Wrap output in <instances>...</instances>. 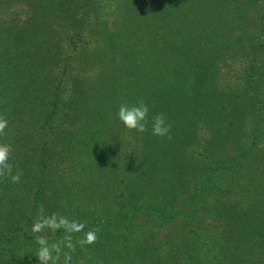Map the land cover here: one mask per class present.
Listing matches in <instances>:
<instances>
[{"label": "rangeland", "instance_id": "rangeland-1", "mask_svg": "<svg viewBox=\"0 0 264 264\" xmlns=\"http://www.w3.org/2000/svg\"><path fill=\"white\" fill-rule=\"evenodd\" d=\"M40 1L0 0V72L9 66L8 62L21 63L27 57L22 73L25 78L22 82H26L27 79L29 92L27 95H21L23 102H27V96H33V98L29 97L30 102H27L33 107L32 115H30L33 126L29 129L17 127L16 136L19 138L22 136L25 142L23 143L32 149L30 155H32L33 177L29 176L28 182L33 183L37 177L35 174L39 157L35 158V156L39 154V145L35 146V144L38 143L42 133L47 144L48 156L45 166L50 173L43 189L45 193L42 197L43 202L41 201L36 208L32 209V219L26 228L28 233L32 232V224L41 208L44 215H51L42 205L47 206L49 202L51 204L60 201L61 199L59 200L56 196L57 191L61 193L59 196L61 198L68 195L71 190L79 193L77 198L82 196L87 207L86 212L89 213L100 206L114 209L120 198L119 192L122 186L129 183L135 174L136 167L142 164L140 169L145 179L143 192L147 190L151 194V189L154 187V194L158 195L159 188V195H164L165 192L171 193L170 195H174L176 201H181L193 191V183L203 182L202 179L207 177L215 163H230L242 148L251 146L250 122L243 121L237 124L238 119L232 113L230 114L228 98L224 95L231 91H236L240 95L247 68L256 55V47L261 48L258 54L264 69V0H188L194 7H211L216 8L217 11L215 14L211 12L204 15L202 19L198 15L195 16L196 20L190 24L191 31L195 33L181 38L180 46L175 45L176 53L172 56V64L175 58L178 61L182 58L186 61L193 57L202 58L201 56L205 55V46L212 48L213 45L209 33L217 34L218 38H215L214 43L218 45L215 47L214 44L213 50H217L215 53H218L216 60L218 62L215 65L216 75L212 84L216 96L208 95L206 105H201L197 101L199 98L196 95L199 94L196 90H194L196 95H191L189 104L186 94L175 92V98L169 97V100H163L161 95L156 97L157 86V89L162 87L163 92L165 90L164 83L159 79L161 75L164 76V72L159 67L156 70L159 76L158 83H155L153 90H147L145 100L149 101L146 104L150 110V118L161 113L171 125V140L152 135L151 122H149L148 131L141 136L134 130L126 129L117 119V112L119 106L122 103L126 104L127 101H120L121 104L117 106L112 98H115V94H112V90L110 94L107 91L108 85L112 86V79L110 70L105 66L110 61L118 63L120 56L114 48L115 40H112L110 47L105 35L116 26L114 22L118 5L124 0H63L65 2L63 5L52 0L50 4L52 11L40 17L38 25L35 15L36 5ZM241 15L249 19L244 21L247 26V36L242 38V46H238L237 38L240 32H237L233 22ZM205 19L208 22L203 23ZM36 26L46 27L43 44L33 42L36 38ZM204 27L208 28L209 33L204 30ZM23 30L25 33H22ZM20 31L21 33H18ZM26 35H29L30 39ZM100 39H103L102 42ZM225 42L229 45L226 49L223 48ZM256 63L257 61L254 65ZM173 66L175 67L176 64ZM257 67L259 69L258 65ZM175 69L177 72L181 70V68ZM103 88L105 92L98 94ZM161 92L158 90V93ZM99 96L105 101L100 100ZM53 97L57 101L56 114L52 121L49 120L41 128L47 109H51L49 104ZM240 97V101H253V104L256 102L249 90L244 97L242 94ZM262 98L261 113L264 114V95ZM113 104H115L113 114L105 116L104 120L103 117L100 119L101 109L106 105L111 107ZM191 105L196 109L195 113L199 112L197 117L190 112ZM116 121L118 123L115 125ZM262 124L264 125V121ZM263 128L264 126L262 128L257 126L258 144L244 156L241 164L234 169H220L216 172L213 181L208 183V185L213 184L221 189L230 190L225 193L220 190L211 192L213 201H219L225 196L237 197L239 194H249L244 185L249 187L250 184L246 176L242 178V173L247 165L252 168L253 165L258 164L259 156L264 154ZM220 138L223 139L224 146L220 149L215 148L214 144L218 143V140L221 141ZM143 139H149L152 146L144 147L139 153L140 143L142 147L145 144ZM85 145H89L91 149H98L102 155L94 154L92 150L89 151L90 148H85ZM155 146L157 149H154ZM171 146L176 148L169 152L171 163L167 164L168 159H164L163 151L164 147ZM152 151L156 153V157L151 154ZM109 158L111 161H108ZM92 159H99V161L91 165ZM181 166H183L182 169L187 167L186 174H182L183 179L178 182V189L173 191L175 187L173 182L179 180L175 178V175L178 170L181 171L179 169ZM93 171L97 174L93 175ZM31 183L29 186L31 191L26 197L28 203L32 205L34 204L32 193L36 188ZM149 196L142 194L139 200L150 202L147 200ZM9 198L12 199L13 206L17 205L13 210L15 211L19 208L20 196L18 197V193H15ZM91 202L93 204H90ZM70 206L71 201L64 200L63 205L53 212L70 217L72 215L68 212ZM65 207L66 213L63 214ZM73 207L78 209L81 206H71V209ZM24 212L26 216L28 212L25 210ZM142 218L144 216L137 218L135 223H140ZM166 226L168 228L169 225L165 223L161 229L157 230V233H164ZM37 248V244L28 241L26 247L20 251L35 252Z\"/></svg>", "mask_w": 264, "mask_h": 264}, {"label": "trees", "instance_id": "trees-1", "mask_svg": "<svg viewBox=\"0 0 264 264\" xmlns=\"http://www.w3.org/2000/svg\"><path fill=\"white\" fill-rule=\"evenodd\" d=\"M54 1L60 5L65 3L63 0ZM189 2L185 0L184 4V0H124L119 3L114 22L116 26L106 35L104 34L108 38L110 47L112 40H115L114 48L120 56L118 63L113 61H110L108 65V61L105 63L107 65L105 67L110 70L112 79V86L109 84L107 91L110 94L112 90V94H115V98H112L117 106L123 100L127 101L126 104L132 105L140 98L148 103L145 96H147V90H153L155 83H158L157 77L159 76L156 70L159 67L164 72V76L161 75L159 79L165 85V93L162 87L157 89V86L155 88L156 97L161 95L163 100H169L175 98V92L186 94L188 98L186 101L189 104L190 97L195 94L194 90H196L199 94H195L199 98L197 101L201 105H206L207 96L215 93L212 84L216 75L215 65L218 62L216 61L218 53H215L217 50H213V45L215 44V47L218 45V43H214L218 35L209 33L207 27H204V30L209 33L213 44L212 48L205 46V55H202V58L193 57L189 61L184 58L178 61L175 58L173 64L176 66L174 67L172 64V56L176 53L175 45L180 46L181 38L195 33L190 29L191 22L196 20L195 16L198 15L202 19L204 15L211 12L215 14L217 11L216 8L211 7H194ZM51 3L52 0H41L36 5L35 16L38 25L39 18L52 11ZM247 18L241 15L239 18L236 17L233 22L237 32H240L237 38L238 46H242V38L247 36V26L244 22ZM202 22L208 21L205 19ZM36 27V38L33 42L42 43L46 27ZM22 33L25 31L23 30ZM26 36L30 39L29 35ZM102 40L100 39V42ZM227 44L228 42L223 48L226 49L229 46ZM104 48L107 49L106 46ZM255 51L256 55L252 58V64L249 65L244 76L243 90L241 89L239 92L240 95L236 91L224 95L225 98H228L230 114L232 113L238 119L237 124L243 123V121L250 122L251 146L242 148L230 163H215L207 177L202 179L203 182L193 183L194 189L187 196L188 199L185 197L181 201H176L175 196H171V193L167 192L164 195H159V188L157 189L158 195H155L154 187L151 189V194L147 190L143 192L145 179L142 177L143 171L140 169L143 165L140 164L139 167H136L135 174L129 183L122 186L123 188L119 192V195L121 193L120 198L114 209L100 206L92 213L86 212L87 207H85L86 204L83 202L82 196L77 198L79 193L72 190L62 198L59 197L61 193L57 191L56 196L59 200L61 199L60 201L51 204L49 202L47 206L42 205L45 206L46 211L49 210L48 212L52 214L56 208L63 205L64 200H69L71 206H81L78 209L74 207L71 209L70 206L68 212L72 215L69 217L67 214L70 220L84 222L86 224L85 232L89 229H99L98 240L95 244L83 248L77 245L72 264H79L81 260H83V264H264V154L259 156L258 164L253 165L252 168L247 165L242 173V178L246 176L249 181V187L244 185L249 194H239L237 197L225 196L219 201H213L211 192L220 190L225 193L230 190L221 189L213 184L208 185L213 181L217 171L226 168L234 169L239 166L244 156L258 144L257 126L259 128L264 126L262 124L264 114L261 113L264 95V69L262 61L260 64L258 54L261 48L256 47ZM26 60L27 57L21 63L8 62L9 66L0 72V115L8 120L7 135L0 137V142L12 145L11 162L14 165V171L18 168L23 172L19 183H13L10 178H0V247H2L0 248V264H38L35 256L36 251L22 252L20 249H24L28 241L36 244L35 234L28 233L26 228L32 219V209L38 206L45 195L43 189L49 177L48 173H50L45 166L48 155L47 144L43 138L44 133L35 144V146L39 145V154L37 157L34 155L35 158L39 157V162L35 174L37 177L33 183L28 182L29 176L33 175L32 155H30L32 149L24 144L22 136L21 138L16 136L17 127L29 129L33 126V123L30 122L33 107L27 103L30 102L29 97L33 98V96H27V102H23L21 95H27L29 92L27 79L26 82H22L25 78L22 73ZM255 61L257 63L254 65ZM175 68H181V70L177 72ZM104 88L98 94L105 92ZM158 90L163 93H158ZM248 90L255 97L254 104L253 101H240L241 94L244 97ZM214 96L216 95L214 94ZM99 99L105 101L100 96ZM154 100L156 101V99ZM150 103L153 105L152 102ZM49 105L51 109H47L41 128L49 120L52 121L56 114L57 101L54 97ZM114 109L115 104L111 107L104 106L101 109L100 119L103 117L104 120L105 116L112 115ZM194 110L196 109L191 105L190 112L197 117L199 112L195 113ZM245 118L247 120H243ZM117 123L118 121L115 122V125ZM143 140L145 144L142 147L140 143L139 153L144 147L152 146L149 139ZM218 141L214 147L223 148V139ZM158 147L160 148V144ZM85 148H90V146L85 145ZM169 148L164 147L163 151L164 159H168L167 164L171 163V153L169 152L176 147ZM154 149H157V146ZM90 150L94 154L102 155L98 149L90 148ZM151 154L156 157L154 151ZM97 161L99 159H92L91 165ZM108 161H111L110 158ZM182 167L179 168L181 171L176 172L175 178H179V180L173 182L175 183L173 191L178 189V182L186 174L187 167L183 169ZM92 173L93 175L97 174L95 171ZM30 183L36 188L32 193V200H34L32 205L28 203L26 197L27 193L31 191ZM15 193H18V197L20 196L19 208L13 211L17 205L14 207L12 199L9 197ZM142 194L150 195V198L147 199L150 202L139 200ZM92 202L90 204H93ZM24 210L28 212L26 216ZM62 213H66V207ZM143 216L148 219L142 218L140 223H135L137 218ZM165 223L169 225L168 228L166 226V231L158 234L157 230L161 229ZM64 234L61 229L55 233L47 232L41 235H45L49 242H54ZM82 236L83 232L76 234L74 241ZM60 264H63L62 256Z\"/></svg>", "mask_w": 264, "mask_h": 264}, {"label": "clouds", "instance_id": "clouds-1", "mask_svg": "<svg viewBox=\"0 0 264 264\" xmlns=\"http://www.w3.org/2000/svg\"><path fill=\"white\" fill-rule=\"evenodd\" d=\"M149 113L148 105L143 98H140L132 105L122 103L118 108L117 119L129 131L134 130L140 134L148 131V125L151 122L152 135L171 140V125L167 123L165 116L158 113L150 118ZM7 127L8 120L0 115V137L7 135ZM12 152L13 147L10 143L0 142V178H10L13 183H19L23 172L18 168L14 171V165L11 162ZM85 227L84 222L70 220L59 213L44 215L43 208H41L31 227L38 245L35 254L38 264H60L61 256L63 264H72L77 245L83 248L95 244L98 240L99 229H89L85 232ZM61 229L65 234L54 242H49L45 235H41L46 231L55 233ZM81 232H83V236L74 241V236ZM79 264H83V260Z\"/></svg>", "mask_w": 264, "mask_h": 264}]
</instances>
